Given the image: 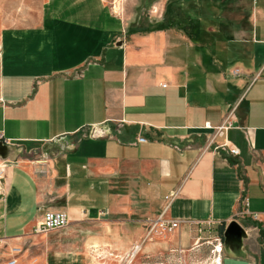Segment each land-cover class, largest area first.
Instances as JSON below:
<instances>
[{
    "label": "crops",
    "instance_id": "crops-1",
    "mask_svg": "<svg viewBox=\"0 0 264 264\" xmlns=\"http://www.w3.org/2000/svg\"><path fill=\"white\" fill-rule=\"evenodd\" d=\"M150 7L162 21L128 35L106 0H43L36 25L0 32V133L18 151L1 185L0 239L43 218L36 172H56L43 148L61 141L66 209L49 211L145 228L163 214L180 225L151 240L150 252H168L162 263L220 236L224 257L264 264V0ZM230 108L232 127L212 138L207 125L222 126ZM242 199L259 220L240 215ZM233 222L246 237L227 247Z\"/></svg>",
    "mask_w": 264,
    "mask_h": 264
},
{
    "label": "rangeland",
    "instance_id": "rangeland-1",
    "mask_svg": "<svg viewBox=\"0 0 264 264\" xmlns=\"http://www.w3.org/2000/svg\"><path fill=\"white\" fill-rule=\"evenodd\" d=\"M151 1L106 0V3L129 35L162 21L161 16L151 10ZM42 4L43 0H0V32L11 27L36 25ZM43 151L46 158L56 160V172H50L47 168L36 172L37 178L42 181L38 211L44 208L45 211L65 210L66 198L62 193L67 185V169L60 155L68 151L67 144L61 141L53 146L46 144ZM4 182H7V177ZM38 220L35 219V222ZM144 226L136 218L126 221L119 217L109 219L89 216L78 219L75 216L67 228L59 231L41 236L27 231L4 239L5 244L0 249V264H7L8 257H13L10 251L16 248L21 250L17 257L18 264H217L219 260L212 252L216 244L214 242L211 247L205 245L203 252L190 259L185 257L179 261L162 263L163 255L166 256L168 252L163 255L150 252L152 239H147V227ZM139 227L145 232L142 237L131 233ZM137 247L140 249L136 252Z\"/></svg>",
    "mask_w": 264,
    "mask_h": 264
},
{
    "label": "built area",
    "instance_id": "built-area-1",
    "mask_svg": "<svg viewBox=\"0 0 264 264\" xmlns=\"http://www.w3.org/2000/svg\"><path fill=\"white\" fill-rule=\"evenodd\" d=\"M235 76H238V71H235L233 73ZM235 108H230V112L228 113L225 123L217 128H211L208 126L209 129L213 130L214 134L212 138H217V137H224V135L228 132V130L232 127V122L235 117ZM211 138V139H212ZM140 142H147L146 139L140 138ZM0 142H3L5 145H12L9 141H6L4 139V134L0 133ZM220 147L223 148H229V152L233 156H239L240 151L236 148H230L227 146V142L225 141ZM8 160H3L0 158V202L4 198V193L2 192V181L4 177V171L6 168ZM176 193L172 192L170 196L168 197V207L170 203L176 198ZM167 207V209H168ZM242 207L244 208L241 212V216H251V218L255 221L259 220V217L257 214H250L248 211L249 208V201L248 199H242ZM166 209V210H167ZM71 219L65 211H46L43 218L38 221L32 231L33 235L36 236H41V235H46L55 231H59L62 229L67 228L70 225ZM180 221L177 220H170L164 217L162 214L160 217L157 219L149 220L147 222V232H146V237L147 239H154L157 236H164L168 235L175 230L179 228ZM215 245L213 246V253L217 255L219 260L221 261V264H223V259L222 255L224 253V245L222 238L220 236H217L215 239ZM5 244V241L3 239H0V249L2 246ZM21 254L20 249H12L11 250V256L13 258L8 262V264H17V256Z\"/></svg>",
    "mask_w": 264,
    "mask_h": 264
},
{
    "label": "water",
    "instance_id": "water-1",
    "mask_svg": "<svg viewBox=\"0 0 264 264\" xmlns=\"http://www.w3.org/2000/svg\"><path fill=\"white\" fill-rule=\"evenodd\" d=\"M119 46L122 44L119 43ZM17 148L16 146L12 145H5L3 142H0V158L3 160H16V156L18 151L16 152ZM231 236H235L236 238H243L246 237V233L244 229L236 222H233L230 224L227 232H226V245L227 247L230 245L231 242ZM240 242V240H239ZM223 264H249L247 261L244 260H239L236 258H230V257H225L223 259Z\"/></svg>",
    "mask_w": 264,
    "mask_h": 264
},
{
    "label": "bare ground",
    "instance_id": "bare-ground-1",
    "mask_svg": "<svg viewBox=\"0 0 264 264\" xmlns=\"http://www.w3.org/2000/svg\"><path fill=\"white\" fill-rule=\"evenodd\" d=\"M136 252L139 250V247H137L136 249ZM219 259V258H218ZM220 260H217V264H221V261L219 262Z\"/></svg>",
    "mask_w": 264,
    "mask_h": 264
},
{
    "label": "trees",
    "instance_id": "trees-1",
    "mask_svg": "<svg viewBox=\"0 0 264 264\" xmlns=\"http://www.w3.org/2000/svg\"><path fill=\"white\" fill-rule=\"evenodd\" d=\"M144 30V29H143ZM138 31H142V30H138Z\"/></svg>",
    "mask_w": 264,
    "mask_h": 264
}]
</instances>
